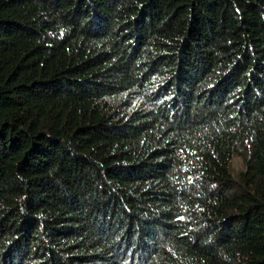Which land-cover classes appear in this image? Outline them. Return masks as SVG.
I'll return each mask as SVG.
<instances>
[{
  "label": "trees",
  "instance_id": "16d2710c",
  "mask_svg": "<svg viewBox=\"0 0 264 264\" xmlns=\"http://www.w3.org/2000/svg\"><path fill=\"white\" fill-rule=\"evenodd\" d=\"M0 264H264V0H0Z\"/></svg>",
  "mask_w": 264,
  "mask_h": 264
}]
</instances>
